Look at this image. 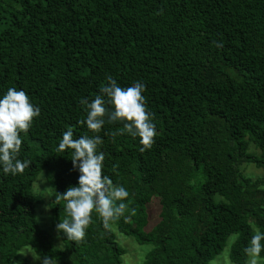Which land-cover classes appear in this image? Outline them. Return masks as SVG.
I'll return each instance as SVG.
<instances>
[{"label": "trees", "instance_id": "1", "mask_svg": "<svg viewBox=\"0 0 264 264\" xmlns=\"http://www.w3.org/2000/svg\"><path fill=\"white\" fill-rule=\"evenodd\" d=\"M109 75L121 87L146 85L158 135L141 152L139 137L113 142L120 122L104 125L103 174L129 192L127 207L108 228L93 212L76 243L56 225L67 218L58 194L80 173L72 150L57 148L69 129L74 139L93 135L79 123L80 101ZM9 88L41 115L21 133L18 158L30 167L0 169V264L26 247L58 264H121L115 232L151 246L140 264H209L230 235V263L248 260L252 237L264 234V177H242L238 165L264 172V0H0V98ZM39 175L47 199L35 191ZM257 259L264 264V250Z\"/></svg>", "mask_w": 264, "mask_h": 264}, {"label": "clouds", "instance_id": "2", "mask_svg": "<svg viewBox=\"0 0 264 264\" xmlns=\"http://www.w3.org/2000/svg\"><path fill=\"white\" fill-rule=\"evenodd\" d=\"M214 44L217 48L223 47V41ZM107 82L91 102L87 99L80 101L87 116L79 123L86 124L93 135L84 134L74 139L73 131L69 129L63 133L57 148L60 153L72 150L73 168L80 173L78 186H69L65 193L58 194V200L66 202L67 218L56 225L58 232L76 243L84 241L86 230L93 222V212L108 228L110 222L121 217L127 207L123 201L129 197V192L121 185H114L112 179L103 174L105 154L98 149L104 143L99 135L104 125L120 122L122 128L110 133L113 142L117 135L125 133L139 137L141 152L150 150L158 135L153 123L154 114L147 110L143 95L146 85L137 81L132 86L121 87L111 75L107 76ZM40 115V108L31 102L24 90L9 88L0 98V169L4 175L23 174L30 167L31 160L18 158L22 149L21 133L26 136ZM261 240H264V234L257 232L245 249L251 257L249 264H257V257L264 250ZM32 255L35 260H41V264H57L55 257Z\"/></svg>", "mask_w": 264, "mask_h": 264}, {"label": "rangeland", "instance_id": "3", "mask_svg": "<svg viewBox=\"0 0 264 264\" xmlns=\"http://www.w3.org/2000/svg\"><path fill=\"white\" fill-rule=\"evenodd\" d=\"M248 152L250 154L257 155V150L251 145L248 144ZM238 170L240 171V174L242 177L245 178H258V177H264V172L261 169H257L253 166L251 163H241L238 165ZM36 185V186H35ZM35 191L37 193H41L44 197L47 199V193L45 191H48L51 189V186L49 183H46L42 178L41 175L37 176L36 181L34 182ZM264 189V185H263ZM44 200L42 199V203ZM149 212V218L150 220L152 218L155 219L154 215L157 212L156 202L153 201L151 205L148 207ZM48 213V210H44L43 213H40L39 216L36 212V217L39 223L46 222V215ZM48 217V216H47ZM55 232H51V236L54 237ZM235 235H230L227 237L224 247L222 248L221 252L218 253L213 260L209 262V264H232L230 263L228 259V251L231 243L235 240ZM115 242L117 245L123 249L124 254L120 258L121 264H140L143 261L144 255L150 250L151 246L149 244H137L132 238L126 237L124 235L118 234L115 232ZM18 253H27V255H21L19 260H13V264H41L39 263V260H35L33 258V255H36L32 250H30L29 247L22 248ZM17 253V255H18ZM251 257L249 256L248 260L245 262V264H249ZM58 264V263H57ZM257 264H260V260L257 259Z\"/></svg>", "mask_w": 264, "mask_h": 264}]
</instances>
